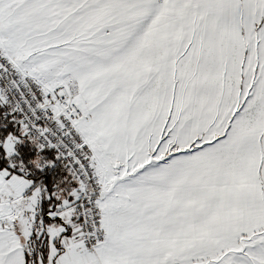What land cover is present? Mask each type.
<instances>
[{"label":"snow or ice","instance_id":"obj_1","mask_svg":"<svg viewBox=\"0 0 264 264\" xmlns=\"http://www.w3.org/2000/svg\"><path fill=\"white\" fill-rule=\"evenodd\" d=\"M0 264H264V0H0Z\"/></svg>","mask_w":264,"mask_h":264}]
</instances>
